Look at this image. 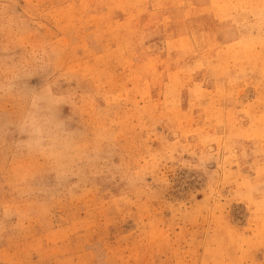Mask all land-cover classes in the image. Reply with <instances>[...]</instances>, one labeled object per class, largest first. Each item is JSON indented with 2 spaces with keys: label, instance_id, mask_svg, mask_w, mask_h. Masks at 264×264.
<instances>
[{
  "label": "rangeland",
  "instance_id": "1",
  "mask_svg": "<svg viewBox=\"0 0 264 264\" xmlns=\"http://www.w3.org/2000/svg\"><path fill=\"white\" fill-rule=\"evenodd\" d=\"M0 264H264V0H0Z\"/></svg>",
  "mask_w": 264,
  "mask_h": 264
},
{
  "label": "bare ground",
  "instance_id": "2",
  "mask_svg": "<svg viewBox=\"0 0 264 264\" xmlns=\"http://www.w3.org/2000/svg\"><path fill=\"white\" fill-rule=\"evenodd\" d=\"M122 48V47H121ZM150 71V70H149Z\"/></svg>",
  "mask_w": 264,
  "mask_h": 264
}]
</instances>
